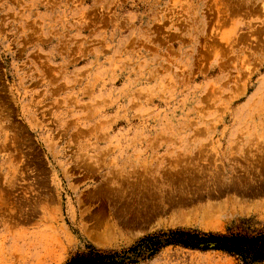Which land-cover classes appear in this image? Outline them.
<instances>
[{"label":"rangeland","instance_id":"rangeland-1","mask_svg":"<svg viewBox=\"0 0 264 264\" xmlns=\"http://www.w3.org/2000/svg\"><path fill=\"white\" fill-rule=\"evenodd\" d=\"M242 220L264 226V0H0V264Z\"/></svg>","mask_w":264,"mask_h":264},{"label":"trees","instance_id":"trees-1","mask_svg":"<svg viewBox=\"0 0 264 264\" xmlns=\"http://www.w3.org/2000/svg\"><path fill=\"white\" fill-rule=\"evenodd\" d=\"M167 247L219 252L233 258L237 264H264V226L255 227L242 220L224 232L191 228L159 230L119 250L87 246L84 251L71 255L64 264H140Z\"/></svg>","mask_w":264,"mask_h":264}]
</instances>
